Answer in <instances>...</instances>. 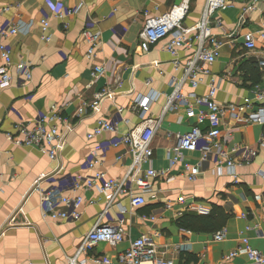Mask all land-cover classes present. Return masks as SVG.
I'll use <instances>...</instances> for the list:
<instances>
[{
	"label": "crops",
	"instance_id": "obj_1",
	"mask_svg": "<svg viewBox=\"0 0 264 264\" xmlns=\"http://www.w3.org/2000/svg\"><path fill=\"white\" fill-rule=\"evenodd\" d=\"M181 1L0 0V28L21 27L18 34L7 32L6 37L0 38V42L11 47L14 63L10 69V87H0V264H66L93 229L103 210L102 203L85 204L79 222L45 218L46 208L41 206L37 182L46 175L41 184L43 190L62 188L59 193L63 197L83 196L91 201L97 200L99 193L95 189L86 190L83 181L79 182L80 189L75 190L71 186L75 178L93 176L96 170L105 172L111 179L126 176L132 160L125 146L111 148L101 155V164L94 171H87L85 165L90 152L101 141L127 134L141 123L140 109L135 107L138 98L160 94L147 117H161L173 92L171 79L181 77L182 70L174 69L164 43L145 53L140 34L145 26V13L160 17ZM232 1L216 15L222 26L213 27L214 35L223 43L221 55L211 66L210 76L196 90L198 95H204L213 81L218 87L217 101L222 105L241 103L254 95V87L250 82L245 83V71L241 68L255 62L258 66L264 60V38H258L253 52L244 49L243 38L246 32L261 31L264 0H256L257 9L242 28L238 26L239 16L251 0ZM51 3L70 9L82 3L84 7L78 15L66 19L65 29L63 21L55 17ZM205 4L206 0H191L187 27L201 20ZM41 13L49 19L50 42L42 40ZM88 17L94 22L93 31L101 33V43L90 60L87 58L90 45L82 36ZM189 55L181 54L183 63ZM19 63L32 68L31 82H25L16 72ZM2 64L0 57V67ZM100 65L105 66L106 73L94 77V67ZM104 90H110L111 96L103 100L98 113L88 110L79 117V108L84 103L92 104ZM118 109L123 110L122 119ZM41 113L54 114L60 119L53 122L64 137L56 160L39 149L18 147L11 141L18 125L33 126ZM100 118L117 122L118 130L89 141L87 135ZM195 125L196 119L186 109L171 110L164 115L152 142L153 158L144 165V170H165L167 175L153 180L152 191L146 194L147 205L136 212L130 210L128 198L118 199L111 209L110 222L116 223L123 214L125 241L116 247L99 245L95 255L113 259L150 232L159 234L154 241L162 257L174 264H254L241 252L227 259L243 247L244 238L264 255V149L259 146L264 125L249 123L247 119L224 121L222 142L230 152L240 147L258 152L252 163L236 169V179L226 167L218 175L214 156L202 163L199 153L183 152V161L171 167V159L176 155V135L190 132ZM241 158V153L234 155L236 162H241ZM186 163L199 167L193 173L194 181L189 179ZM168 203L172 208L166 207ZM191 205H203L211 210L216 205L234 214L223 229L222 241L215 239L216 233H193L176 224L185 214H197L190 210ZM59 209L66 210L63 206ZM144 215L148 218L143 219ZM175 246L184 250L177 252Z\"/></svg>",
	"mask_w": 264,
	"mask_h": 264
},
{
	"label": "built area",
	"instance_id": "obj_2",
	"mask_svg": "<svg viewBox=\"0 0 264 264\" xmlns=\"http://www.w3.org/2000/svg\"><path fill=\"white\" fill-rule=\"evenodd\" d=\"M232 0H206L201 20L192 27H187L185 21L191 10V0H182L166 14L160 17H153L145 13V26L140 34L141 48L145 53L152 50L158 44L164 43V50L172 57V65L176 71L182 70L181 77H172L170 85L172 94L167 98L163 113L159 118H149L147 114L153 103L157 102L160 94L154 93L146 98H138L135 107L140 109L141 123L113 140L101 141L90 152L86 162V170L94 171L101 164V155H105L111 148L125 146L131 155V165L128 173L123 178H108L105 172L96 170L93 176L75 178L71 184L75 190L80 189V181H83L86 190L95 189L100 197L97 200L86 201L85 197L74 198L63 197L58 190L42 189L41 184L45 181L43 175L37 182L36 191L41 196V206L45 207V218L55 221L63 220L68 222H79L82 218L81 208L88 205L102 203L103 210L98 216L93 229L83 238L75 255L68 257L66 264H174L172 261L162 257L161 252L154 238L159 236L157 232H150L133 241L130 247L117 254L115 258L108 256H97L95 249L102 244L112 247L119 246L125 241L126 220L122 215L118 216L116 223H111V209L121 197L129 199L130 210L136 212L147 205L146 194L153 188V180L165 177L167 171H155L152 168L144 170V165L153 158L154 151L152 142L157 130L161 127L164 115L171 110L186 109L191 118L196 119V125L185 134L176 135L177 146L174 149L176 154L171 159V167L183 161V152L199 153L201 162H206L214 156L216 161L215 172L218 175L224 173V168L231 172V177L237 178L236 169L243 165H249L258 156L257 150L248 147H240L230 152L222 142V126L226 119L241 121L247 119L249 123L264 125V82L253 88L254 95L245 98L241 103H230L222 105L217 101L218 87L212 81L204 95H198L196 90L204 83L205 78L211 74L210 68L221 55L223 43L213 33V27L222 26V21L217 18V13L224 11L231 5ZM56 18L63 21L65 29L68 28L66 19L78 15L84 7L80 4L75 8H63L62 5L50 4ZM257 9L256 0H251L245 6L239 16L238 26L242 28L249 15ZM49 19L45 13H41L42 40L50 42ZM20 25L11 27L6 25L0 28V38L6 37L7 32L15 35L20 31ZM94 22L88 17L82 36L90 45L87 58L93 59L101 43V33L93 31ZM244 38V49L253 52L257 49L258 38H264V20L261 31L257 34L246 32ZM183 52L190 53L185 59L181 58ZM0 57L3 61L0 67V87L6 89L12 83L10 69L13 67L12 49L0 42ZM259 70L264 74V60L258 62ZM16 72L25 82L33 79V70L26 63H19ZM106 68L103 65L94 67V77L105 75ZM190 89L189 92L186 89ZM111 96L110 90H104L96 95L92 104L84 103L78 110V116L83 117L88 110L98 113L101 103L105 98ZM122 109H118L121 117ZM122 119V117H121ZM55 121H60L56 115L39 114L36 122L31 125H18L17 133L11 137V141L18 147L36 148L49 155L51 160L59 156V147L64 142ZM128 123V122H127ZM70 129V128H69ZM71 130V129H70ZM118 123L111 122L104 118L97 120L93 130L87 135L92 141L99 139L107 133H116ZM259 146L264 149V135L259 141ZM241 153V162H236L234 155ZM191 181L195 180L194 172L197 168L188 163L185 165ZM264 179V174L262 175ZM82 183V182H81ZM179 202H183L182 200ZM60 206L66 210L59 209ZM168 203L167 208H172ZM190 210L202 215L211 214V209L203 205H191ZM147 219V216H142ZM155 221L154 217H149ZM225 238V231L216 233L215 239L222 241ZM243 247L232 253L227 259L235 257L238 252L245 254L254 264H264V255L251 247L247 238L243 239ZM175 251L182 252L184 247L175 246ZM33 264V263H30Z\"/></svg>",
	"mask_w": 264,
	"mask_h": 264
},
{
	"label": "trees",
	"instance_id": "obj_3",
	"mask_svg": "<svg viewBox=\"0 0 264 264\" xmlns=\"http://www.w3.org/2000/svg\"><path fill=\"white\" fill-rule=\"evenodd\" d=\"M241 70L245 71V83L250 82L255 87L264 82V74L259 70L256 62L245 64ZM233 217L234 214L226 212L220 206L214 205L210 215L185 214L176 221V224L180 228L193 233L215 234L223 230L228 221Z\"/></svg>",
	"mask_w": 264,
	"mask_h": 264
}]
</instances>
